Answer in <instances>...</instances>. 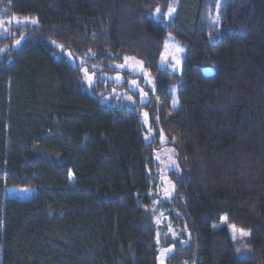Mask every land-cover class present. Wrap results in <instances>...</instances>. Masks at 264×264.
<instances>
[{
    "label": "trees",
    "instance_id": "16d2710c",
    "mask_svg": "<svg viewBox=\"0 0 264 264\" xmlns=\"http://www.w3.org/2000/svg\"><path fill=\"white\" fill-rule=\"evenodd\" d=\"M218 1L0 0V19H38L0 35V264H160L161 246L164 264H264V0ZM169 36L181 73L160 65ZM125 56L150 72L149 99L102 104L79 59L113 74ZM161 214L177 236L159 244Z\"/></svg>",
    "mask_w": 264,
    "mask_h": 264
},
{
    "label": "rangeland",
    "instance_id": "374dc122",
    "mask_svg": "<svg viewBox=\"0 0 264 264\" xmlns=\"http://www.w3.org/2000/svg\"><path fill=\"white\" fill-rule=\"evenodd\" d=\"M221 3H222V0H219L218 5L220 6ZM175 14H176V9H175V12L173 13L172 17ZM152 15L155 19L159 20L160 16L157 17L155 15V11L152 13ZM168 19H170V18H168ZM0 20H3V19H0ZM3 21L6 22V20H3ZM13 26H20V25L13 23L10 27H8V29L12 28ZM17 39H20V38H17ZM22 41H21V43H22ZM19 45H15V46H19ZM166 45H167V50H166V48L164 49V53H163L161 63H160L161 67L164 69H168L172 72L181 73V71H182V59H183L184 54H185L184 47L173 36L168 37ZM177 47L182 48L183 51L177 52L176 51ZM89 56L93 57V55H89ZM165 57H166V59H165ZM173 57H175L176 59H179V61H180L179 67L175 68V69L173 68V65L176 63V60L173 59ZM73 59H74V57H73ZM138 60H140V59H138ZM81 61L83 62L82 64H81ZM124 62L122 64H124ZM79 63L81 65H83L82 69H81L83 83H84L85 87L91 92V94H95L94 87L96 86V84L98 82L101 83L103 89L102 90L98 89V91L96 93L98 96H100V100H101L102 104L118 105L120 103L126 102L129 104H132V106H140L141 104H144L145 102L148 101V99H149L148 93L149 92H148L147 87L149 86L152 88L153 78H152L150 72L148 70H146L144 62H143V71H140L139 69L129 68V67H125V68L121 69L118 67L121 64H115V65H113L112 68H115L116 70H118V72L113 73V74L105 72V71H100L102 69V64L94 66L90 62L93 66V69H94L93 71H91L92 67H91V65H89L90 63L88 62L87 59H79ZM74 64H77L76 60H75ZM84 69H87L88 75L93 78V82L91 85H89L87 80L85 79ZM133 74L138 75L139 78H137V79L131 78L130 79L129 76H132ZM117 76L121 77V79L117 80L116 79ZM140 80L143 81V84L140 82ZM132 81H136L137 82L136 85H134L132 83ZM143 93H147V96H144ZM129 97L131 99H129ZM137 98H138V101H137ZM177 104L178 103H176V105ZM145 113L148 114L147 111H143L142 112V119H143L144 123L147 124V126H148L149 125V119H148L149 114H148L147 118H145V115H144ZM161 141L163 143L164 140L161 139ZM157 157H159V159H157ZM169 157H171V159H174L177 163L176 150H175V148H173L171 146H164L156 152V159H157L159 166H160V185H161L160 194L166 200L171 199L174 196L175 191L171 190L170 185L165 183V180L163 178H167L168 181H171L170 178L168 177V173L170 171L177 170L175 167H171V160L169 159ZM171 183L174 184L172 181H171ZM165 188H168V190L171 192L170 196L165 195V193H164ZM7 194H8V196H10L12 198H19L21 200L29 199L32 196V192L30 190H27V189L9 188L7 190ZM169 220H170L169 217L167 215H164V214H161V216L158 218L157 223L160 226V228H162V227L166 228L165 231L161 230V232H160L159 244L161 242L164 243V241H166L167 237H169V236H171L170 238L177 236V232L172 228V226L169 223ZM226 223L227 222H224L222 220L221 225H225ZM229 230L232 233V230L230 227H229ZM234 240L238 246H244V243L247 240V237H244L243 239L237 237ZM163 249L164 248L161 246L160 247V254H161ZM172 250L173 249H171V251L169 253H167V255L165 257L160 256V261L163 258L164 262H165L166 258L173 252Z\"/></svg>",
    "mask_w": 264,
    "mask_h": 264
},
{
    "label": "snow or ice",
    "instance_id": "6c2138e0",
    "mask_svg": "<svg viewBox=\"0 0 264 264\" xmlns=\"http://www.w3.org/2000/svg\"><path fill=\"white\" fill-rule=\"evenodd\" d=\"M174 12H175V7L170 4L168 6L167 12L163 13V16L164 17H167V18H171ZM155 15L157 17H159L161 15V9L159 7H157L155 9ZM217 19H218V17H217ZM13 23H15V24L20 25L21 27H23V26H26L29 23H31V24H37L38 23V19L35 18V17H30V16L29 17H24L23 19H21L19 16H15V17H13L12 19H9L6 22L3 21V20H0V35L8 34L7 33V29ZM23 39H24V37H21L20 39L14 40L15 45H19ZM53 43H55V41H53ZM57 47L61 50V54L62 55L66 56L70 61H72L73 63H75V60L73 59V53L71 51L65 50L63 44L57 45ZM165 48L167 50V45H165ZM3 51H5V49H0V52H3ZM176 51L177 52H182L183 49L177 47ZM93 55H95V54L93 53ZM165 59H166V57H165ZM173 59L176 60V63L173 65V68L174 69L175 68H178L179 65H180L179 59H176L175 57H173ZM124 61H125L124 64H121V65L118 66L119 68L123 69L125 67H129V68L139 69L140 71H143V61L142 60H138L134 56H125L124 57ZM82 63L83 62L81 61V64ZM84 76H85V79L87 80L88 84L91 85L92 82H93V78L88 75V70L87 69H84ZM116 79L119 80V79H121V77L117 76ZM132 83L134 85H136L137 82L136 81H132ZM153 87H154V85H153ZM143 95L144 96H147V93H143ZM129 99H131V98L129 97ZM176 103H178V101L174 100L173 101V105L175 106ZM144 115H145V118H147L148 114L145 113ZM157 159H159V157H157ZM169 159L171 160V167H175L176 169H179V165L176 163V161L174 159H171V157H169ZM163 179L165 180V183H167V184L170 185L171 190L172 191H175V185L172 184L171 181H168L167 178H163ZM164 193L167 196H170L171 195V192L168 190V188H165L164 189ZM222 220L224 222H227V217H223ZM229 227L232 230L233 239H236L237 237L243 239L244 237H248L251 234L250 232L245 231L242 228H238L236 225H229ZM170 251H171L170 248L163 249L162 252H161V257H165L167 255V253H169ZM160 264H164V259L163 258L161 259Z\"/></svg>",
    "mask_w": 264,
    "mask_h": 264
},
{
    "label": "water",
    "instance_id": "95a60500",
    "mask_svg": "<svg viewBox=\"0 0 264 264\" xmlns=\"http://www.w3.org/2000/svg\"><path fill=\"white\" fill-rule=\"evenodd\" d=\"M203 73H204V75H206V76H211V75L214 74V71H213L211 68H204V69H203Z\"/></svg>",
    "mask_w": 264,
    "mask_h": 264
}]
</instances>
